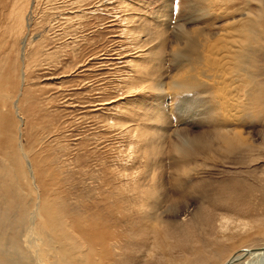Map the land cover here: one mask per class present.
<instances>
[{
    "label": "rangeland",
    "instance_id": "rangeland-1",
    "mask_svg": "<svg viewBox=\"0 0 264 264\" xmlns=\"http://www.w3.org/2000/svg\"><path fill=\"white\" fill-rule=\"evenodd\" d=\"M0 205L22 264L263 247L264 0H0Z\"/></svg>",
    "mask_w": 264,
    "mask_h": 264
},
{
    "label": "bare ground",
    "instance_id": "bare-ground-1",
    "mask_svg": "<svg viewBox=\"0 0 264 264\" xmlns=\"http://www.w3.org/2000/svg\"><path fill=\"white\" fill-rule=\"evenodd\" d=\"M249 23V22H248ZM248 26V25H247ZM251 26V25H250ZM248 26V27H250ZM254 29V28H253ZM246 31V30H245ZM248 32V31H246ZM245 32V33H246ZM247 35V34H246ZM244 38V37H243ZM186 39V38H185ZM245 40V39H244ZM185 41V40H184ZM238 47V46H237ZM258 47V46H257ZM241 50V49H240ZM238 54V53H237ZM248 54V53H247ZM252 55V54H251ZM251 57V56H250ZM252 58V57H251ZM250 59V58H249ZM247 65V64H246ZM250 65V64H249ZM249 70V69H248ZM251 71V70H250ZM186 83V81H184ZM189 83V82H188ZM247 83V82H246ZM191 84V83H189ZM188 84V85H189ZM197 84V83H196ZM193 85V84H191ZM253 87V86H252ZM184 88V85L182 87V89ZM188 91H189V88L188 87ZM186 88V89H187ZM193 88V87H192ZM186 89H183V91H186ZM193 90V89H192ZM243 90V89H242ZM254 90V89H253ZM250 92V91H249ZM181 95V94H180ZM253 95V93H252ZM257 97V95H256ZM260 97V96H259ZM258 97V99H259ZM253 100H254V97H252ZM190 99V98H189ZM187 100V99H186ZM255 103H256V99L254 100ZM253 101V102H254ZM188 102V100H187ZM252 101H251V104H254ZM177 104V103H176ZM258 104V103H257ZM255 106V105H254ZM252 119V118H251ZM245 123V122H244ZM219 124V123H218ZM220 126V125H219ZM222 127V126H221ZM227 132H229V129H227L226 127L224 129H222V132L219 133L218 137L221 138L223 140V142L225 141L227 144H232L230 142L231 139L230 137L227 135ZM218 134V133H217ZM229 134V133H228ZM216 135V134H215ZM211 140V139H210ZM224 148V147H223ZM26 157V155H24ZM30 166V165H29ZM12 169V168H11ZM30 171H31V166H30ZM17 176V175H16ZM6 182V181H5ZM39 200V199H38ZM39 203V202H37ZM7 207V206H6ZM9 207V206H8ZM36 208V207H35ZM36 210V211H35ZM33 211V213L36 214L37 212V208ZM32 215V214H31ZM33 221L35 220L34 218H32ZM14 226L15 224H12L11 222H8V216L6 214V212L2 209L1 205H0V241L1 242H4V243H7L10 241V232L14 229ZM243 229V228H242ZM18 237V235H16ZM14 239V237H13ZM37 239V238H36ZM2 248L0 247V256L2 255ZM264 256V246L263 247H259V248H254V249H244L242 250V252L240 254H236V255H233L227 262H225L224 264H234L236 261H238L239 259L243 258V257H246V256ZM18 261H16L15 258H12L10 256V254H7L5 256H3L2 258H0V264H22V258H19L17 259Z\"/></svg>",
    "mask_w": 264,
    "mask_h": 264
}]
</instances>
